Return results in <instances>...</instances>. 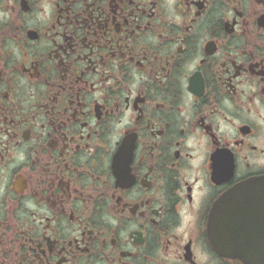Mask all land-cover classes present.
Segmentation results:
<instances>
[{"label": "flooded vegetation", "instance_id": "obj_1", "mask_svg": "<svg viewBox=\"0 0 264 264\" xmlns=\"http://www.w3.org/2000/svg\"><path fill=\"white\" fill-rule=\"evenodd\" d=\"M263 177L264 0H0V264H247Z\"/></svg>", "mask_w": 264, "mask_h": 264}, {"label": "water", "instance_id": "obj_2", "mask_svg": "<svg viewBox=\"0 0 264 264\" xmlns=\"http://www.w3.org/2000/svg\"><path fill=\"white\" fill-rule=\"evenodd\" d=\"M233 197L250 202L244 207L235 204V209L224 215L223 222L232 225L220 228L227 236L216 246L247 264H264V177L241 183L222 199Z\"/></svg>", "mask_w": 264, "mask_h": 264}]
</instances>
